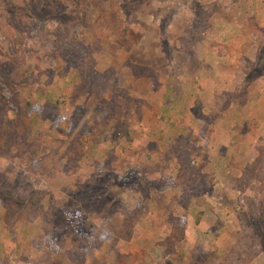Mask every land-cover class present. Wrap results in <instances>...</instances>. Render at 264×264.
I'll return each instance as SVG.
<instances>
[{"label": "rangeland", "instance_id": "obj_1", "mask_svg": "<svg viewBox=\"0 0 264 264\" xmlns=\"http://www.w3.org/2000/svg\"><path fill=\"white\" fill-rule=\"evenodd\" d=\"M258 179L264 0H0V264H264Z\"/></svg>", "mask_w": 264, "mask_h": 264}, {"label": "trees", "instance_id": "obj_2", "mask_svg": "<svg viewBox=\"0 0 264 264\" xmlns=\"http://www.w3.org/2000/svg\"><path fill=\"white\" fill-rule=\"evenodd\" d=\"M250 78H249V76H247L246 77V87L248 88L249 87V84L251 83L250 82ZM252 80H254V78H252ZM108 88H109V90L110 91H113L114 90V87H113V83H111L110 85H108ZM17 100H18V103H20V104H27V105H30V103L27 101V100H25V99H23L22 97H20V98H17ZM130 104H131V100H128V102H127V104L125 105V107H128V106H130ZM18 106H20V105H18ZM109 108H111V105H109ZM132 117H133V115H132ZM132 121V122H131ZM128 124H127V126L125 127V132H127V133H122L124 136H127L128 137V133L129 132H135V130L136 129H138V128H140L139 126H135V123L133 124V122H136L135 121V119L133 118L132 120H131ZM7 124H12V123H7ZM135 126V127H134ZM138 127V128H137ZM136 128V129H135ZM121 131V130H120ZM123 131V130H122ZM7 134H8V136H9V138H10V140L12 139L13 141L12 142H14V139L16 138V136L18 135V132L17 131H15V129H14V131H13V129H10V128H8V126H7ZM122 134L120 135V138H121V136H122ZM119 135H115V138H117ZM5 137H7V135L5 136ZM9 146V144L7 143V147ZM9 148V147H8ZM9 150V149H8ZM198 170H199V168L198 167H196V168H194V171H192V172H190V178H191V181H196V177L195 176H197L198 175ZM202 178V177H201ZM250 182H251V180H250ZM214 183V182H213ZM259 186H262V187H264V180H256V181H254L253 183H252V185H251V187H252V189H254L253 191L255 192V193H257V191H258V188H259ZM207 190V189H206ZM9 212H10V210H9ZM11 213H8L7 215L9 216ZM176 220H171V225L173 226V228H172V236L175 238V241H173V245H175L176 243H179V242H181L182 240H183V238H184V225L183 224H179L178 222H175ZM178 221H180L179 219H178ZM130 234L132 233V231L130 230V232H129Z\"/></svg>", "mask_w": 264, "mask_h": 264}]
</instances>
